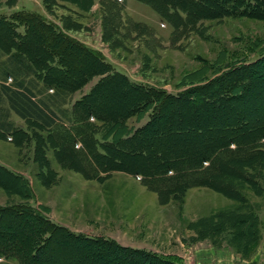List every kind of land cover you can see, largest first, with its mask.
Wrapping results in <instances>:
<instances>
[{"label": "trees", "instance_id": "obj_1", "mask_svg": "<svg viewBox=\"0 0 264 264\" xmlns=\"http://www.w3.org/2000/svg\"><path fill=\"white\" fill-rule=\"evenodd\" d=\"M137 1L150 6L176 36L200 31L205 21L252 13L246 7L238 11L236 0ZM55 2L45 0L48 13L54 14ZM103 11L108 14L104 21L112 11L121 19L124 4L108 0ZM61 20L56 24L26 11L0 16V139H11L19 147L34 141L41 179L51 171L45 152L50 148L62 167L60 154L68 152L78 165L75 169L89 180L103 181L114 172L141 177L164 203L192 188L225 192L238 179L259 183L247 169L264 166V107L251 112L247 104L257 105V97L264 95V87L257 88V83H264V56L174 94L132 81L99 51L68 33L81 30V23H71L69 17ZM132 26L139 35L153 33L145 24ZM96 78L90 91L66 108L68 97ZM37 82L54 94L38 99ZM198 93L204 94L196 98ZM237 102L246 106L238 111ZM11 112L25 121L26 129L10 119ZM147 115L143 126L130 127L131 118L142 121ZM183 136L187 147L178 150ZM17 183L29 200L28 180L0 164V188L13 193ZM31 222L35 225L34 244L27 254L31 264H56L66 248H71L66 256L73 252L77 256L72 259L76 264H172L111 239L71 232L29 203L0 206V237L20 232ZM1 254L29 264L19 252L0 247Z\"/></svg>", "mask_w": 264, "mask_h": 264}, {"label": "rangeland", "instance_id": "obj_2", "mask_svg": "<svg viewBox=\"0 0 264 264\" xmlns=\"http://www.w3.org/2000/svg\"><path fill=\"white\" fill-rule=\"evenodd\" d=\"M59 1L54 14L45 16L47 19L60 25L65 17L71 23L78 21L83 28L69 31L71 36L90 43L88 46L99 51L132 81L170 93L203 86L232 66L264 56V0H236L238 11L246 7L252 13L205 21L200 31L177 36L170 24L149 6L138 2L124 10L121 19L113 17L112 11L104 21L108 15L104 11L78 13L82 11L79 2ZM118 2L122 4L121 0ZM134 23L149 26L153 33L137 34ZM97 81L98 78L94 79L82 91L68 97L66 108L70 109ZM259 87L263 88L264 83H257ZM204 93H198L196 98ZM116 98L123 101L120 96ZM257 98V105L254 101L247 104L251 112H258L254 109L257 106L261 111L264 107V95ZM244 105L237 102L235 106L239 111ZM10 116L11 119L12 112ZM13 118L20 122L14 115ZM148 120V115L142 121L133 117L129 125L139 128ZM186 142L183 136L178 150H184ZM34 147V141L28 147H19L11 140L0 139L1 165L24 176L32 193L29 200L25 198L18 183L13 193L0 188V206L29 203L71 232L111 239L172 264H264V166L247 169L254 180H259L258 184L238 179L225 192L192 188L164 203L163 197L144 185L141 177L114 172L103 181L89 180L76 170L78 165L68 152L60 154V160L64 159L62 167L50 148L45 152L51 171L47 179H41ZM34 226L31 222L22 226L20 232L0 237V247L19 252L31 264L27 254L34 244ZM70 249L66 248L65 254ZM65 254L56 264H76L72 262L77 257L74 252ZM0 264L19 262L1 254Z\"/></svg>", "mask_w": 264, "mask_h": 264}, {"label": "crops", "instance_id": "obj_3", "mask_svg": "<svg viewBox=\"0 0 264 264\" xmlns=\"http://www.w3.org/2000/svg\"><path fill=\"white\" fill-rule=\"evenodd\" d=\"M69 1H70V3L76 2V4H77V2H79L82 5V11L81 12L77 9H74V11H76V12L79 11L78 13H92V12L95 13L99 10H100V13H102L104 5L106 3H108V0H77V1L69 0ZM57 2H60V1L56 0V2H55L56 5H57ZM136 2L144 4V3L139 2L137 0H122V4H124V10H129L130 6L136 5ZM56 5L53 6V11H54V8L57 7ZM144 5H146V4H144ZM31 7L34 9H30ZM21 11L34 12V13L41 14L43 16H47V14H48V11H47V8L45 5V0H18L17 3H15L14 5H9L8 0H0V15L11 14L14 12H21ZM82 43H84L86 45L90 44V43H86V42H82ZM11 82H12V80H9L8 84H10ZM2 83H3V81L0 79V85ZM42 85H43L42 83L37 82L36 89H34V91L37 95L36 97L38 99L42 98V96H44V95L54 94V90H52V89L51 90L53 92H51V90H50V91H47V93H46L44 91V89H42ZM40 87H41V91H39ZM42 92H44V93H42ZM13 115L15 117H17L20 122L15 121L13 118ZM11 120L18 126H21L23 128H25V126H26L25 121L23 119H21L18 115H16L14 112H12Z\"/></svg>", "mask_w": 264, "mask_h": 264}, {"label": "built area", "instance_id": "obj_4", "mask_svg": "<svg viewBox=\"0 0 264 264\" xmlns=\"http://www.w3.org/2000/svg\"><path fill=\"white\" fill-rule=\"evenodd\" d=\"M122 1V0H121Z\"/></svg>", "mask_w": 264, "mask_h": 264}]
</instances>
